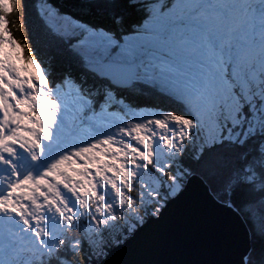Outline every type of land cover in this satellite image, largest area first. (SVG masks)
<instances>
[{
  "label": "snow or ice",
  "instance_id": "obj_1",
  "mask_svg": "<svg viewBox=\"0 0 264 264\" xmlns=\"http://www.w3.org/2000/svg\"><path fill=\"white\" fill-rule=\"evenodd\" d=\"M37 8L45 24L59 39L61 34L57 31V26L70 24L74 31L82 35L87 33L89 37L103 38L110 44L116 43L102 27L89 26L67 15H60L44 0L37 5ZM64 35L67 33L65 32ZM73 39L78 38L72 36L71 39L66 40V43L75 55L76 45L72 44ZM79 43L86 44L87 41L81 40ZM110 56L111 53L107 48L94 53L96 61ZM163 63L171 64V61H162ZM25 65L34 69V72H27ZM160 71L163 72V69L161 68ZM61 87L57 85L56 91L59 92ZM215 88L216 84L212 82L210 89ZM45 89L48 91H44ZM66 96L70 107L73 102L71 93H66ZM209 99L212 107L208 117L219 127V136L208 145L201 143L197 162L213 145L237 141L243 144L246 140V137L241 139L239 134L232 135L233 128L238 126L240 112L244 109L240 108L234 114L233 123L230 124L225 119L224 124H221L224 106L220 103L218 95L210 94ZM58 108L59 104L57 99L53 98L48 76L30 46L25 40L14 39L10 31L0 32V165L9 170L11 177L9 183L5 185L4 192L0 193V239L3 240L6 254L19 253L23 248L22 242L27 241L33 251L38 253L41 264H48L52 260L57 264H68L69 257L72 256L84 261V241L75 240L67 243L60 236L61 231L78 228L77 221L84 217L87 218L86 230L95 239L97 257H100L101 251L105 254L106 243L103 240V233L111 223L122 219L118 215L119 208L133 199L131 190L137 177L135 172L125 173L126 165L112 161L111 157L99 153L98 159L101 163L89 161L85 165L77 160L70 169L65 166L61 158L50 163L35 177L31 173L22 176L17 169L24 166L25 158L38 163L44 144L53 142ZM257 115L260 116L261 113L258 111ZM187 119L190 121L189 128L197 125L196 117L189 116ZM261 119L264 120V116ZM200 126L203 130L202 121ZM261 126L264 128V123ZM252 130L253 126L250 124L249 132ZM144 147L149 148L147 144ZM261 153L258 163L264 167V147L261 148ZM142 159L148 160L149 156H143ZM222 163L223 159L218 157L204 167L208 171L215 172ZM104 164H107L106 169L103 167ZM80 168L84 171L77 172L76 169ZM242 172L250 174L241 175L237 179L235 173H232L234 177L232 183L236 184L237 188L229 193L230 197L241 194L239 190L247 186L243 181L251 182L256 175L253 167H243ZM53 180H55L54 184ZM119 184H123V188L119 187ZM256 187L259 189L264 185L257 184ZM105 189L113 194L114 202L106 201ZM69 196L74 198L72 203L67 199ZM260 203L264 204V199H261ZM245 204L249 216L255 218L260 215L257 228L264 235V210L258 213L255 204L249 201H245ZM57 217L59 223H53L52 230H49L46 225L56 221ZM21 228L24 230L21 231ZM129 230H132L131 226ZM113 239L119 243L123 242L119 240V236H114ZM89 243L91 244V241ZM257 250L261 258H264V239L259 241ZM251 254L253 250L249 249V255ZM249 255L245 258L244 264H249ZM10 264H25V262L22 256L17 254Z\"/></svg>",
  "mask_w": 264,
  "mask_h": 264
},
{
  "label": "rangeland",
  "instance_id": "obj_2",
  "mask_svg": "<svg viewBox=\"0 0 264 264\" xmlns=\"http://www.w3.org/2000/svg\"><path fill=\"white\" fill-rule=\"evenodd\" d=\"M14 1L0 0V32L8 31V12L12 10ZM44 2L49 3L48 0H44ZM140 2L141 5L145 3L150 5L145 20L146 29L142 32L145 36L140 35L138 39H129L128 44H110L108 40L103 38L89 37L87 33L82 35L78 31H74L70 24L58 25L57 31L63 36H65V32L76 36L78 39L74 42V45H76L75 50L89 62H95L94 53L102 51L104 48H107L111 53V56L107 59L126 60L128 62L139 59L143 70L140 79L149 84L160 83L164 89L173 92L174 96L181 97L187 105L190 115L196 117L197 125L189 128L190 121L187 119L179 120L146 109L133 112L127 105H123L122 110L116 116H113L114 119H111L115 127L114 139L118 141L112 146L119 148L127 158H132V161L125 160L126 158L121 157L118 152V161L126 165L125 173H137L132 186L133 193L136 194L139 191L135 188L139 186L140 181H149L153 188L141 189V191L146 190L149 198L161 206L162 196L157 195L159 186L167 189L169 194H175L180 188L178 179L183 176L180 167L172 158L179 150L182 139L190 136L189 132L191 135L195 132L200 135L203 144H210L219 136V127L213 119L208 117V112L212 107L209 99L210 94L218 95L220 103L224 106V116L221 117V124H224L225 119L230 124L233 123L234 114L239 108H242L241 103L243 102L241 101L248 103L251 113L256 114L254 121L259 120L264 123V120L261 119L264 116V47L255 49L250 53H240L237 45L232 44V40L241 35L238 29L231 28L219 17L215 18L216 21L211 20L208 18L210 11H205L202 8L195 6L182 12L179 9L180 6L175 4L176 9L167 12L160 7L158 0H140ZM50 5L55 8L53 4L50 3ZM197 8L198 10H196ZM194 14L200 15L203 23L196 22ZM75 20L80 21L77 18ZM257 26L259 29L264 30L262 22L258 23ZM198 27L217 29L221 32L226 31L230 45L225 46L224 49L222 47L219 49L214 47L211 42L200 40L196 32ZM194 33L197 34L195 37L193 36ZM81 40H85L87 43L80 44L79 41ZM186 46H190L192 49L198 46L199 52H204V55L210 53L211 47H213L214 57L216 58L211 57V64H204L203 68L198 70L197 65L200 64H193L184 59L175 58L183 53L182 50ZM158 49L167 52L162 53ZM230 53L241 59L234 57V64L231 63L230 65L218 61L224 54ZM162 61H172L173 66L167 63L162 64ZM161 68L163 72L160 71ZM28 69L34 72L31 67H28ZM212 82L216 84L214 90L210 89ZM65 88L79 92L69 81L65 83ZM113 98V94L109 92L106 101H111L110 105H112ZM73 104H82V101H76ZM121 111L125 115L121 114ZM258 111L261 113L260 116L257 115ZM101 115H104V113ZM126 117H131V119L128 120ZM201 121L203 122V130L200 126ZM126 122L140 131L139 144L132 140L133 135H129L130 129L124 126ZM241 123L238 122V126L233 128L232 135L238 134L242 129L245 136L248 137L250 135L249 126H246L243 121V127H240ZM91 126L95 125L91 124ZM97 128L95 126L91 130L93 135L88 140L105 147L107 138L100 136ZM60 130H56V136ZM84 131L89 133L88 129H84ZM145 144L149 146L148 149H145ZM143 156H149V159L143 160ZM70 162L76 163L73 159H70ZM171 162L176 168L170 175V179L164 180L161 176ZM67 167L69 166L67 165ZM69 168L71 169V167ZM76 171H83V168L76 169ZM106 201L114 202V198L111 197ZM123 207H120L119 210ZM130 224L134 225L133 223Z\"/></svg>",
  "mask_w": 264,
  "mask_h": 264
},
{
  "label": "trees",
  "instance_id": "obj_3",
  "mask_svg": "<svg viewBox=\"0 0 264 264\" xmlns=\"http://www.w3.org/2000/svg\"><path fill=\"white\" fill-rule=\"evenodd\" d=\"M41 0H15L13 8L8 12V31L14 39L24 41L30 46L34 56L41 64L42 69L48 76L51 86L63 85L69 81L72 85L78 87L86 100L92 102V108L101 111L104 107L110 105L106 97L111 92V109L122 110L118 105L127 104L133 109L151 110L160 112L166 116L179 120H185L191 116L185 102L174 97V93L164 89L160 83L144 82L140 79L142 69L140 68L139 77L132 81V85L127 88H116L111 86L106 80L98 79L92 73L83 68L84 59L75 51V55L69 50L66 43L71 36L61 35V39L53 35L52 31L45 24L39 14L37 5ZM48 4H53L60 15H67L73 19L77 18L80 22L93 27H102L111 35L112 39L119 45L126 43L129 39H138L139 35H144V20L146 18L145 7L139 4L138 0H80L75 3L69 0H48ZM65 41V42H63ZM73 44V40H72ZM166 53L165 50H160ZM227 57L222 58L225 61ZM173 66V62L171 61ZM137 75V76H138ZM136 76V77H137ZM243 111L240 112L239 124L243 127V121L246 126H253V130L248 137L245 136L242 129L239 131L241 139L245 143L222 142L219 145H213L205 151L197 162L199 149L202 139L198 133L184 137L181 141L179 150L174 154L173 161L180 167L182 178L178 179L179 186L182 187L187 176L191 173L199 175L210 187L214 196L221 202L230 201L232 206L244 218L251 235V249L253 254L249 255V264H264V258H261L257 246L261 239H264L257 228L260 215L257 217L249 216L246 211L245 201L256 205L258 213L264 210V187L257 189L256 185H264V167L258 163L261 148L264 147V128L259 120H255L256 114L251 113L248 103L241 101ZM240 109V108H239ZM122 112V111H121ZM250 112V114H249ZM243 118V119H242ZM188 120V119H187ZM212 143V142H211ZM208 145V144H204ZM222 158L223 163L215 171H208L204 167L206 164L214 162L217 158ZM243 167H253L256 175L251 182L243 181L247 186L241 188V194L230 197L229 193L237 188L233 184V175L239 178L243 173ZM176 166L170 163L161 176L164 180H169ZM142 187H138L136 194L131 192L132 200H129L124 207L119 210L118 215L122 219L113 222L112 225L103 233V240L106 243L105 254L114 245L119 243L113 239L119 236L120 241H124L137 227H139L150 216L156 215L160 209L158 203L151 200L146 194V190L153 188L149 182H140ZM163 193V194H161ZM157 195L162 196V204L172 195L167 189L159 186ZM135 222L132 226L130 223ZM78 228L68 229L64 233L74 237L79 236L78 240L84 241L83 260L78 257H69L68 264H97L104 256L100 252V257L96 255L95 239L89 234L85 217L77 221ZM132 230H129V228ZM121 229H124L121 231ZM75 241V240H74ZM91 241V244L89 243ZM91 256V257H90ZM48 264H57L55 260Z\"/></svg>",
  "mask_w": 264,
  "mask_h": 264
},
{
  "label": "water",
  "instance_id": "obj_4",
  "mask_svg": "<svg viewBox=\"0 0 264 264\" xmlns=\"http://www.w3.org/2000/svg\"><path fill=\"white\" fill-rule=\"evenodd\" d=\"M88 68L120 88L126 85L125 69H130V79L137 71L135 63L122 66L104 62ZM177 193L97 264H244L251 235L231 202L218 200L194 173Z\"/></svg>",
  "mask_w": 264,
  "mask_h": 264
},
{
  "label": "bare ground",
  "instance_id": "obj_5",
  "mask_svg": "<svg viewBox=\"0 0 264 264\" xmlns=\"http://www.w3.org/2000/svg\"><path fill=\"white\" fill-rule=\"evenodd\" d=\"M223 4H224V2L223 1H220L218 5H223ZM142 6H144L146 8V6L144 4H142Z\"/></svg>",
  "mask_w": 264,
  "mask_h": 264
}]
</instances>
